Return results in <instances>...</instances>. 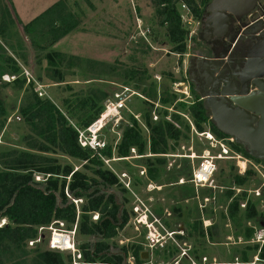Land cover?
I'll return each mask as SVG.
<instances>
[{
  "label": "trees",
  "instance_id": "obj_1",
  "mask_svg": "<svg viewBox=\"0 0 264 264\" xmlns=\"http://www.w3.org/2000/svg\"><path fill=\"white\" fill-rule=\"evenodd\" d=\"M151 1L156 5V19L166 28V35L172 44L171 52L184 57L189 52L191 29L182 20V5L185 4L189 8L194 20L201 21L211 0ZM7 2L12 4L10 0ZM12 7L5 5L0 8V36L5 40L9 34L7 18L10 17L9 22L14 23ZM78 25L79 21L74 18L67 0H60L26 24L24 30L28 32L32 44L44 51L49 45L75 30ZM44 34L49 36L46 45L39 44L38 39ZM0 51L5 53L1 45ZM183 57L180 58V65L183 64ZM44 58L47 61L45 76L51 83L57 84L59 89L62 87L61 83L67 82L61 66L66 62L73 65L81 60L77 56H68L53 50L47 52ZM4 73H22V68L14 57L0 55V79ZM147 73L146 70H132L124 85L133 87L135 91L141 89L146 97V105L151 106L158 98L163 106L157 110L158 119H153L150 108L139 112V119L129 112L128 119L121 120L117 126L123 129L120 139L116 141L115 136L110 138L106 146L97 151L81 146L78 130L87 129L100 118L105 109V101L110 97L107 91L89 88L87 92L73 93V84L67 83L62 89L70 91V94L54 100L50 96L40 97L35 91V82L27 83L23 76L12 83L17 91H23L17 120L29 129L21 138L26 150L10 148L0 151V221L6 220L5 224L0 226V264H72L71 253L50 250L48 244L43 246L40 242L29 245L30 241L38 238L39 227L49 226L55 220L65 222L67 229L77 225V234L91 237L88 242L77 243L83 258L80 264H130L129 258L133 259V264H146L148 260L143 258L142 244L118 243L120 234L131 224L134 214L131 200L127 196L131 194V190L106 167L104 158L125 160L133 155V150L141 156L152 154V157L147 158L145 179L139 176L140 171L132 173L133 187L136 189L138 184L146 185L149 181L156 182L157 186L166 185L162 173L167 158L163 154H174L184 141H189V136H184L178 126L180 122L187 132H190V124L182 113L190 116L197 132L203 133L209 129L218 139H225L235 152L255 163L263 162L253 156L242 143L235 139L230 141V136L216 127L193 88L190 91L191 101L180 100L175 84L184 81V77L178 81V78L169 72L167 75L170 77V84L163 91L166 96L158 97L156 82L152 81L149 88L143 86ZM36 80L43 82L42 74H39ZM167 107H173L174 111L169 112ZM8 116L9 111L0 95V133ZM198 150L201 151L202 148ZM48 154H63L77 159L83 163L82 168L74 170L72 166L62 165L58 158ZM232 169H236L234 165ZM37 173L51 176L44 182H36L34 177ZM256 174L257 172L249 167L244 174L233 173L231 179H227L235 189L228 191L227 208L220 211L221 225L224 226L227 219L231 221L234 225V238L238 240L242 237L244 242L226 248L223 245L224 239L230 232L223 231L216 224L205 230L199 216L195 218L192 227L187 225V236L175 234L180 241L193 239L191 254L195 259L201 260L203 256L208 255L209 242L214 244V251H220V255L214 253V256L219 257L217 264H264V244L251 242L254 228L245 224V220L253 219L259 214L258 198L247 197V187L252 176ZM175 179L172 182H177L179 178ZM236 188L243 190L236 194ZM66 189L72 198L83 200L78 207L67 197ZM209 189L205 198L214 196L212 188ZM243 203L245 207H242ZM173 209L180 219L197 217L199 212L197 205L189 208L186 216L183 205ZM163 210L160 205L155 209L160 217L164 213ZM94 214H98L97 220H93ZM164 220L166 226L172 227L170 219ZM146 232L144 227L143 234ZM160 250L162 254H158L159 260L164 262L180 254L175 245H163ZM212 259L213 256L210 257V260Z\"/></svg>",
  "mask_w": 264,
  "mask_h": 264
},
{
  "label": "rangeland",
  "instance_id": "obj_2",
  "mask_svg": "<svg viewBox=\"0 0 264 264\" xmlns=\"http://www.w3.org/2000/svg\"><path fill=\"white\" fill-rule=\"evenodd\" d=\"M67 2L74 18L79 21L78 27L56 43L49 45L46 50L41 51L32 44L28 32L24 30V26L31 20L23 23L12 7L13 4H8L7 0H0V8L5 5L13 8L12 18L14 19V23H12L11 21L9 22L11 18H7L9 34L6 40L0 36V45L5 50V53L0 51V55L14 57L22 68L21 74L4 73L0 79V95L9 111L7 122L0 133V151L10 148L26 150L21 138L29 128L17 120L19 119L18 108L21 104L23 91H17L12 85L20 76L25 77L27 83L35 82V91L39 96L42 93L40 97L50 96L54 100L70 94V91L62 89L67 83L73 84V93L87 92L89 88H101L107 91L110 96L105 101V104L107 101L115 99L116 93L122 90L121 86L124 85V82L128 79L127 76L132 70H146L148 72L143 86L149 88L152 81L156 82L158 97L166 96L163 91L170 84V77L167 75L169 72L173 73L178 78V81L184 77L185 70L183 71V67L186 69L187 63L183 61V64L180 65V58L183 56L171 52L172 44L166 35V28L160 25L159 20L156 19V5L151 0H67ZM183 14H186V10L183 11ZM244 18L247 21L250 20L249 16ZM184 24L189 26L190 29H196V22L192 26L186 22ZM147 28L152 31V34L150 35L149 32L145 38L140 32ZM196 32V37H194L192 49L190 50L191 54L196 49V42L201 40L200 28ZM38 39L39 44L46 45L49 36L47 34L40 35ZM52 50L68 56H77L81 59L76 61V64L69 65L66 62L61 66L67 81L60 84L62 85L61 89H59L60 87L57 84L51 83L45 76L47 61L44 56ZM184 58L186 56L183 57V60ZM39 74H42L43 82L36 80ZM128 87L133 89L131 86ZM177 89L175 90L178 92L180 100H192V97L187 99L186 95ZM137 92L139 95H133L125 102L126 109L121 111L123 119L127 118L129 112L135 114L136 118L139 119L140 114L138 113L150 108L153 119L157 120V110L163 108L158 98L154 101L152 100L154 102L153 106H149L144 102L146 97L142 94L141 89L137 90ZM167 109L169 112L174 111L173 107H167ZM155 115L157 119H155ZM182 116L190 124V132H187L182 123L178 122V126L184 136H189V141H184L176 149L174 155L172 153L163 154L167 158V164L164 165L165 170L162 173V177H165L163 182L166 185L157 186L156 182L149 181L146 185L138 184L136 189L133 187L134 179L132 173L140 171L139 176L145 179L147 176V158L152 157V154L141 156L137 155L136 151H133V155L125 158V160L104 158L106 167L118 176L120 182L126 188L131 190V194L127 196L131 200L130 203L134 214L131 218V224L120 234L118 243L120 245L128 242L142 244L144 259L148 260L146 264H217L216 262L219 261L217 255H220V251H214V244L207 242L209 253L199 260L195 259L194 255L191 254L193 239L180 241L175 237V234L187 236V225L192 227L195 218H198V216L202 219L205 230L212 228L216 224L223 231L227 232L228 230L230 232L224 239L223 245L226 248L232 247L236 243L244 242L242 237H239L238 240L234 238L232 233L234 225L231 221L227 219L225 225H221L220 211H224L227 208L229 201L226 196L228 191L235 189L233 184L227 182V179H231L233 173L244 174L249 167H252L257 174L252 176L251 182L247 187V197L252 198L254 196L259 200L258 216L245 220L247 226L254 228V237L251 242H257L256 232L264 229V161L255 163L240 153L242 157L239 159L232 157L216 159V171L212 178V185L195 188L194 184L190 182L193 172L192 162L175 155L189 154L190 146H193L198 155L201 154L203 149H210L213 154H217L221 147H212L211 141L207 137L199 136L192 129V124L194 127L195 125L190 116L183 113ZM110 123L111 125H109ZM118 124L115 123L114 119H111L103 128L100 134L105 142L114 136L116 141L120 139L123 129L118 128ZM206 132L211 133L216 138V135L209 129ZM198 148H202V150L199 151ZM230 154L233 155V153ZM49 156L58 158L62 165L68 164L74 170L82 168L83 165L81 161L63 154H51ZM105 160H109V164ZM242 162L244 164H241ZM198 163L199 159H196L195 164ZM232 165L235 166V170L232 169ZM50 176L51 174L37 173L34 178L36 182H44ZM176 177L179 178L178 181L172 182L176 180ZM181 180L184 181L183 184ZM149 184L154 185L156 188L151 189ZM209 188L213 190V198H205L208 196ZM242 190L241 188H236V194ZM65 193L72 200L67 189ZM82 202H79L78 206ZM159 205L164 209L162 217L155 211ZM179 205L184 206L185 216L189 208H194L197 205L199 210L197 217L193 216L194 218L190 219L178 218L177 214L173 212V208ZM242 207L245 206L242 205ZM94 215L92 218L96 220ZM164 218L170 219L172 227L166 226ZM3 220L5 219L0 222L2 223ZM145 222L149 227L145 225ZM144 227L147 229L146 234H143ZM212 231L214 232V229ZM151 236L152 238H150ZM49 237V231L43 232L40 243L43 246H47ZM89 240H91V237L76 233V244L88 242ZM167 244L175 245L180 250V254L164 262L159 260L158 254L161 256L160 248ZM62 252L70 253L69 251ZM214 253H217V255L214 256ZM210 255L213 256L212 260H210ZM255 260H257V257H255ZM128 262L133 264V259L129 258Z\"/></svg>",
  "mask_w": 264,
  "mask_h": 264
},
{
  "label": "water",
  "instance_id": "obj_3",
  "mask_svg": "<svg viewBox=\"0 0 264 264\" xmlns=\"http://www.w3.org/2000/svg\"><path fill=\"white\" fill-rule=\"evenodd\" d=\"M259 1L211 0L203 14L205 32L213 41H224L230 35L232 22L250 16ZM253 37L256 40L258 36ZM262 37V45L254 42L247 48L243 65L232 74L233 80L214 75L231 72V60L207 51L213 56L204 59L191 56L186 62L191 75L178 84V89L183 91L196 71L202 73L196 81L197 90L210 119L221 132L260 155H264V32ZM227 43L230 46L232 41ZM207 72L211 73L208 78ZM252 86L255 91H251Z\"/></svg>",
  "mask_w": 264,
  "mask_h": 264
},
{
  "label": "built area",
  "instance_id": "obj_4",
  "mask_svg": "<svg viewBox=\"0 0 264 264\" xmlns=\"http://www.w3.org/2000/svg\"><path fill=\"white\" fill-rule=\"evenodd\" d=\"M183 9L186 10V14H182V20L189 24L190 26L193 25V23H201V21L194 20L190 13L189 8L183 4ZM150 32L149 28L143 30L140 32V34L146 38L147 34ZM194 37H196V31L191 29L189 34V52L186 53L185 56H189L190 50L192 49V43L194 40ZM30 81V80H29ZM185 81V80H184ZM178 84L176 83L175 86L178 88ZM121 91L119 93H116L114 100H109L105 104V109L103 113L101 114L100 118L96 120L94 123H92L87 129L85 130H78L79 131V142L82 147H88L95 151L99 149H103L106 146L105 140H103L100 136L101 131L103 128L108 124L111 119L115 120V123H119L121 120H123V116L121 114V111L123 109H126V101L133 95H139V93L133 89H131L128 86H121ZM178 90V89H177ZM186 98L190 96L189 92V86L184 88L182 91ZM40 96H42V93H40ZM191 98V97H190ZM137 117V116H136ZM155 119H157L156 115L154 116ZM192 129L199 134V136H205L211 141L212 147H221V150L216 154H213V152L210 149H203L201 154L198 155L193 146H190L189 154H183V155H175L182 158H187L192 162V178L190 180L191 183L194 184L195 188L199 187H207L212 185V178L216 171V164L215 160L219 158H241L242 155L235 152L231 149L229 144L226 142L225 139H218L217 137L213 136L209 132H203L198 133L195 130V127L192 124ZM230 141H233L234 138L230 137ZM184 148V147H183ZM134 151V150H133ZM230 153H233L230 154ZM174 155V154H172ZM199 159V163L195 164V160ZM107 164H109V160H105ZM242 173V171L240 170ZM181 183H184L183 180H181ZM151 189H155L156 187L154 185L149 184ZM264 186V181H263ZM257 194H259L257 192ZM73 202L78 207L79 202H82L81 199H73ZM245 206V204H242ZM94 218L98 219V214L94 215ZM5 224V220L3 222H0V226ZM145 225L148 226V224L145 222ZM149 227V226H148ZM49 231L50 237L48 240V247L50 250H58V251H69L72 254V264H80L83 260L82 253L80 249L77 247L75 236L77 231V225H74L72 229H67L65 222L60 220L53 221L49 226H42L39 227V236L37 239L32 240L29 242V245H34L37 242L41 241V235L43 232ZM62 238V239H61ZM152 238V236L150 237ZM256 241L258 243L264 244V229L258 230L256 232Z\"/></svg>",
  "mask_w": 264,
  "mask_h": 264
},
{
  "label": "flooded vegetation",
  "instance_id": "obj_5",
  "mask_svg": "<svg viewBox=\"0 0 264 264\" xmlns=\"http://www.w3.org/2000/svg\"><path fill=\"white\" fill-rule=\"evenodd\" d=\"M250 20H245V18H242L240 20L233 21L231 24L230 28V35L228 38H225L224 41H214L213 40H208L209 39V34L206 33L205 31L202 33L201 40L200 41H195L196 42V49L193 54H190L189 57L191 56H196L200 57L202 59L207 58V57H212V54H208L209 52L213 51L214 56H226L228 60H231L232 62V67H231V72H228L227 70L222 72V73H215V76H219V78H228L230 81L233 80V72L239 71L241 66L243 65L245 56H246V50L251 44L254 42L262 45L263 37H262V32H264V4L263 0H260L253 11V13L249 16ZM253 26H250L252 25ZM204 30V29H203ZM255 32H254V31ZM253 34V35H252ZM258 36L257 39L255 40L253 36ZM232 41L230 43L231 45L227 42ZM208 51V53H207ZM186 55V54H185ZM189 58V60H190ZM191 68V67H190ZM184 71V67H183ZM186 71V72H185ZM184 71V78H188L191 75V72L189 71V68ZM211 73L207 72L205 77H210ZM200 80V76H193V79L189 80V87L194 89L196 93L200 96L199 91L197 90L198 84L196 81ZM251 91H255V87H251ZM191 95V92H190ZM192 97V96H191ZM201 98V97H200ZM238 142V141H237ZM240 143V142H239ZM244 145V144H243ZM246 149L255 157L260 158L261 160L264 161V155H260L257 152H251L247 145H244Z\"/></svg>",
  "mask_w": 264,
  "mask_h": 264
},
{
  "label": "crops",
  "instance_id": "obj_6",
  "mask_svg": "<svg viewBox=\"0 0 264 264\" xmlns=\"http://www.w3.org/2000/svg\"><path fill=\"white\" fill-rule=\"evenodd\" d=\"M11 1H12L14 10L17 12L19 18L24 23V22H28L30 20L32 21L33 19L38 17L40 15V13L44 12L45 10H47L48 8H50L52 5H54L55 3H57L60 0H11ZM199 28H200V32L202 34L205 31V28L203 25V19H202L201 23H199V24L196 23V29L194 28L193 30L196 31ZM208 40H213V39H211L209 37ZM195 50H198V49H195ZM189 58H190L189 56L188 57L186 56V58H184L183 61L187 62L189 60ZM187 68H188V66H187ZM184 70H186V69L184 68ZM201 74L202 73H199L196 71V76L199 77ZM194 76H195V73H194ZM180 82H182V81H180ZM175 89H176V86H175ZM190 91H191V88L189 87V92ZM189 97H191V95ZM189 97H187V99H189Z\"/></svg>",
  "mask_w": 264,
  "mask_h": 264
},
{
  "label": "bare ground",
  "instance_id": "obj_7",
  "mask_svg": "<svg viewBox=\"0 0 264 264\" xmlns=\"http://www.w3.org/2000/svg\"><path fill=\"white\" fill-rule=\"evenodd\" d=\"M241 164H244L243 162ZM62 239V238H61Z\"/></svg>",
  "mask_w": 264,
  "mask_h": 264
}]
</instances>
